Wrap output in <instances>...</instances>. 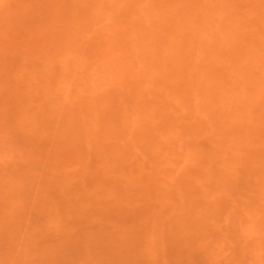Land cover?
Instances as JSON below:
<instances>
[{
    "label": "rangeland",
    "instance_id": "374dc122",
    "mask_svg": "<svg viewBox=\"0 0 264 264\" xmlns=\"http://www.w3.org/2000/svg\"><path fill=\"white\" fill-rule=\"evenodd\" d=\"M0 264H264V0H0Z\"/></svg>",
    "mask_w": 264,
    "mask_h": 264
}]
</instances>
